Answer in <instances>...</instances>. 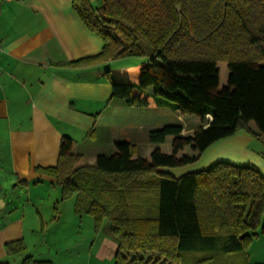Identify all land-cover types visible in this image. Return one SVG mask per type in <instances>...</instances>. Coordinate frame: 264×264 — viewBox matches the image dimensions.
<instances>
[{"label":"trees","instance_id":"1","mask_svg":"<svg viewBox=\"0 0 264 264\" xmlns=\"http://www.w3.org/2000/svg\"><path fill=\"white\" fill-rule=\"evenodd\" d=\"M73 7L103 47L69 65L148 58L138 83L111 79L106 110L156 105L194 122L151 128L145 157L131 142H116L95 165H81L77 142L65 135L57 164L37 169L56 179L62 200L75 196L77 215L92 216L97 230L106 222L118 245L113 264H254L264 173L227 161L180 177L162 169L194 164L241 130L264 137V0H102L97 7L73 0ZM26 249L24 239L6 244L8 256ZM22 264L51 262L30 255Z\"/></svg>","mask_w":264,"mask_h":264},{"label":"crops","instance_id":"2","mask_svg":"<svg viewBox=\"0 0 264 264\" xmlns=\"http://www.w3.org/2000/svg\"><path fill=\"white\" fill-rule=\"evenodd\" d=\"M102 0H91L97 7ZM0 261L10 263L6 244L37 233L57 220L55 210L68 205L75 211V196L62 200V189L52 176L37 168L54 166L63 136L77 142L81 165H95L116 142L135 146L147 139L151 128L186 119L169 108L116 104L106 110L111 79L138 83L146 57L109 60L90 66L68 63L102 50L103 40L90 31L73 7V0H11L0 3ZM98 114V115H97ZM193 122H191L192 124ZM264 137L241 130L209 147L200 159L184 168L162 169L180 177L227 161L253 164L264 173ZM147 143L151 147V143ZM135 156H141L135 149ZM3 201V203H2ZM82 224L84 215L77 216ZM90 219V216H87ZM114 258L118 245L104 234ZM110 250V248H109ZM113 254V255H112ZM110 255V253H108ZM100 258H105L100 256ZM251 262L264 264V234L249 248Z\"/></svg>","mask_w":264,"mask_h":264},{"label":"rangeland","instance_id":"3","mask_svg":"<svg viewBox=\"0 0 264 264\" xmlns=\"http://www.w3.org/2000/svg\"><path fill=\"white\" fill-rule=\"evenodd\" d=\"M221 65L226 67L225 63H221ZM113 79L119 81V79L115 77H113ZM191 122H194V120L191 118L186 119L187 126H189ZM144 142H148V138L140 139L136 146L138 154L143 157L147 156L151 149V147ZM261 144L264 146L263 141L257 139V147L262 146ZM162 147L165 152H170L171 141L166 145H162ZM112 151L113 150H111V152ZM6 192V188L4 191L0 192L2 198L6 196ZM54 215L60 218L46 222V225L44 224L41 229H38L37 233H33V229L35 228H30L32 233L29 232L26 238L28 255L33 256L37 260L50 261L51 264L114 263V258H110L112 250L110 246L108 247L109 244L104 243L103 246L101 245L104 234L108 236V234L104 232L106 222H104L102 229L97 230L94 218L90 215H84L83 223L79 224L77 217L79 215L71 208L69 209L68 205L63 208L61 207V210H55ZM87 216H90V219ZM108 253H110V255H108ZM98 254L105 258H100ZM23 257L22 255L16 256L12 259L11 264H22ZM255 261L257 260H253L252 263L255 264Z\"/></svg>","mask_w":264,"mask_h":264},{"label":"built area","instance_id":"4","mask_svg":"<svg viewBox=\"0 0 264 264\" xmlns=\"http://www.w3.org/2000/svg\"><path fill=\"white\" fill-rule=\"evenodd\" d=\"M3 1H11V0H0V3L3 2ZM2 42L0 41V50H2Z\"/></svg>","mask_w":264,"mask_h":264},{"label":"water","instance_id":"5","mask_svg":"<svg viewBox=\"0 0 264 264\" xmlns=\"http://www.w3.org/2000/svg\"><path fill=\"white\" fill-rule=\"evenodd\" d=\"M0 192H1V187H0ZM2 203H3V201H2Z\"/></svg>","mask_w":264,"mask_h":264}]
</instances>
